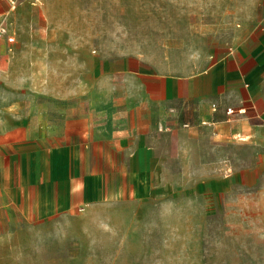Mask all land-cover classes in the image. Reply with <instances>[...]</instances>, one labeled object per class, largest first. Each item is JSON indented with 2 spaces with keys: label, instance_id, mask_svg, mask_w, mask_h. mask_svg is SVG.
I'll return each instance as SVG.
<instances>
[{
  "label": "crops",
  "instance_id": "obj_1",
  "mask_svg": "<svg viewBox=\"0 0 264 264\" xmlns=\"http://www.w3.org/2000/svg\"><path fill=\"white\" fill-rule=\"evenodd\" d=\"M218 1L233 10L234 40L201 58L197 71L179 73L149 54L97 56L89 68L99 74L85 82L109 85L107 106L73 109L57 120L45 109L36 115L0 108V165H11L4 179L0 166V245L3 226L12 235L18 214L31 227H55L107 212L114 226L130 214L138 221L148 206L181 193L220 194L241 179V168L227 171L211 160L209 147L232 138L253 154L251 174L264 163V0ZM17 2V14L41 23L50 16L47 5ZM8 9L0 0V14Z\"/></svg>",
  "mask_w": 264,
  "mask_h": 264
},
{
  "label": "rangeland",
  "instance_id": "obj_2",
  "mask_svg": "<svg viewBox=\"0 0 264 264\" xmlns=\"http://www.w3.org/2000/svg\"><path fill=\"white\" fill-rule=\"evenodd\" d=\"M4 1L10 12L0 14L7 28L0 40V108L36 115L45 109L53 120L111 102L109 85L85 82L99 74L89 68L97 56L149 54L189 73L202 68L201 58L214 49L231 45L237 26L233 10L218 0H210L209 9L203 0H28L50 8L42 23L30 13L17 14V0ZM237 140L209 147L211 160L227 171L241 168V179L226 191L209 198L181 193L148 206L138 221L130 214L114 226L107 212L55 227H31L18 214L12 235L2 228L0 264H264V163L251 174L253 154ZM239 154L241 163L234 159ZM0 166L4 179L11 165Z\"/></svg>",
  "mask_w": 264,
  "mask_h": 264
},
{
  "label": "built area",
  "instance_id": "obj_3",
  "mask_svg": "<svg viewBox=\"0 0 264 264\" xmlns=\"http://www.w3.org/2000/svg\"><path fill=\"white\" fill-rule=\"evenodd\" d=\"M6 29H7L6 26L2 22H0V40L5 35ZM8 39H9V41H14V38L13 37H9ZM228 111L229 112H232L233 110L232 109H229ZM239 111H244V108L239 109Z\"/></svg>",
  "mask_w": 264,
  "mask_h": 264
}]
</instances>
